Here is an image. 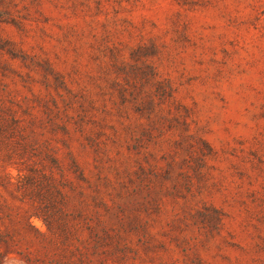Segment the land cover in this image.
<instances>
[{"label": "rangeland", "instance_id": "1", "mask_svg": "<svg viewBox=\"0 0 264 264\" xmlns=\"http://www.w3.org/2000/svg\"><path fill=\"white\" fill-rule=\"evenodd\" d=\"M1 99L50 140L53 231L90 264H264V0H0Z\"/></svg>", "mask_w": 264, "mask_h": 264}, {"label": "trees", "instance_id": "2", "mask_svg": "<svg viewBox=\"0 0 264 264\" xmlns=\"http://www.w3.org/2000/svg\"><path fill=\"white\" fill-rule=\"evenodd\" d=\"M23 115H30V120ZM48 143L50 140H43L35 133V116L29 106L0 100V244L7 246L6 253H0V263L9 259L11 253L24 255L27 264H90L92 261L90 250L72 249L75 232L53 231L59 217L68 216L65 211L69 195L60 159L51 148L46 154L43 151ZM36 156L40 165L37 167ZM48 160L55 163L60 177ZM10 167L17 168L16 175L9 172ZM3 189L11 190L18 203L5 199ZM34 217L42 219L52 235L37 230L31 223ZM76 239L81 241L79 236ZM24 240H33L42 248L35 250V254L31 248L23 251L14 248ZM50 247L58 252L50 253Z\"/></svg>", "mask_w": 264, "mask_h": 264}, {"label": "clouds", "instance_id": "3", "mask_svg": "<svg viewBox=\"0 0 264 264\" xmlns=\"http://www.w3.org/2000/svg\"><path fill=\"white\" fill-rule=\"evenodd\" d=\"M36 226H37V227H40V224L38 223ZM41 230H43V229L41 228Z\"/></svg>", "mask_w": 264, "mask_h": 264}]
</instances>
